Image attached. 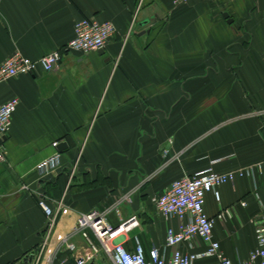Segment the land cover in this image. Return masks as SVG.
Segmentation results:
<instances>
[{
  "label": "crops",
  "instance_id": "crops-1",
  "mask_svg": "<svg viewBox=\"0 0 264 264\" xmlns=\"http://www.w3.org/2000/svg\"><path fill=\"white\" fill-rule=\"evenodd\" d=\"M82 17L114 23L103 49L0 83V102L19 99L0 163V264H25L40 241L38 185L69 207L58 224L67 233L93 209L119 204L128 219L148 203L156 214L151 196L208 167L253 168L205 203L222 252L247 259L264 222V0H0V64L16 50L36 59L65 47ZM56 140L60 166L41 177ZM149 219L136 232L145 249L178 223Z\"/></svg>",
  "mask_w": 264,
  "mask_h": 264
},
{
  "label": "built area",
  "instance_id": "built-area-1",
  "mask_svg": "<svg viewBox=\"0 0 264 264\" xmlns=\"http://www.w3.org/2000/svg\"><path fill=\"white\" fill-rule=\"evenodd\" d=\"M189 1L173 0V3L181 5ZM115 29L110 20L82 17L76 21L74 37L65 47L54 49L36 59L19 50L7 57L0 64V83L20 74H35L40 69L52 71L58 67L63 53L67 51L86 53L103 49ZM18 104L17 97L0 102V163L7 160L8 152L3 140L11 129ZM52 144L55 153L36 167L41 177L52 174L60 166V141L56 140ZM253 173L251 167L227 172L208 167L173 180L163 192L151 196L150 201L156 210L164 218L176 219L178 223L167 228L163 244L153 243L149 249H145L137 235H128L139 225L137 215L117 226L110 222L108 214L112 209L121 213L119 204L110 209H93L81 213L71 231H59L60 217L68 213L69 207L63 198L51 200L38 185L34 193L46 217V224L40 234V241L24 254L23 261L25 264H94L103 254L111 264H197L198 260L210 257L215 260L213 264H264V222L256 224L255 248L247 259L235 263L222 252L219 240L214 237L216 217L210 216L205 209L208 193H213L215 199L220 201V185ZM241 203L246 204L243 201ZM225 214L231 216L232 209L226 208L217 218H223ZM76 236L82 239L80 246L73 240ZM182 243H186L187 249L180 248Z\"/></svg>",
  "mask_w": 264,
  "mask_h": 264
},
{
  "label": "rangeland",
  "instance_id": "rangeland-1",
  "mask_svg": "<svg viewBox=\"0 0 264 264\" xmlns=\"http://www.w3.org/2000/svg\"><path fill=\"white\" fill-rule=\"evenodd\" d=\"M135 209L138 212L137 214H138L139 225H137L135 228L132 229L131 232L128 233L129 236L140 235V233H136L138 231V228L139 227L145 228L146 227L145 225L150 224L151 222H150L149 218L154 219L158 215L162 216L158 212L155 214L153 207L148 203L145 204V206L142 208L138 207ZM120 210L122 211L121 208H120ZM108 218H109L110 222L115 226L119 225L124 220H126V219L122 218V213L118 214V212L115 209H112L110 211V213L108 214ZM139 231H140V229H139ZM140 236H138V237L140 238ZM94 264H111V262L103 254H101L99 256L98 260Z\"/></svg>",
  "mask_w": 264,
  "mask_h": 264
},
{
  "label": "water",
  "instance_id": "water-1",
  "mask_svg": "<svg viewBox=\"0 0 264 264\" xmlns=\"http://www.w3.org/2000/svg\"><path fill=\"white\" fill-rule=\"evenodd\" d=\"M65 143L64 142H62V143H60L59 145H58V149L60 150V151H62L63 149H62V146L64 145Z\"/></svg>",
  "mask_w": 264,
  "mask_h": 264
}]
</instances>
